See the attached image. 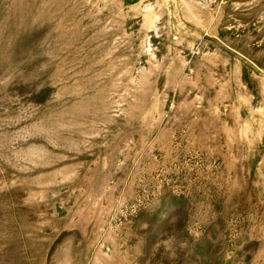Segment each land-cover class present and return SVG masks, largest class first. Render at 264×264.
<instances>
[{
	"label": "rangeland",
	"instance_id": "1",
	"mask_svg": "<svg viewBox=\"0 0 264 264\" xmlns=\"http://www.w3.org/2000/svg\"><path fill=\"white\" fill-rule=\"evenodd\" d=\"M0 264H264V0H0Z\"/></svg>",
	"mask_w": 264,
	"mask_h": 264
}]
</instances>
